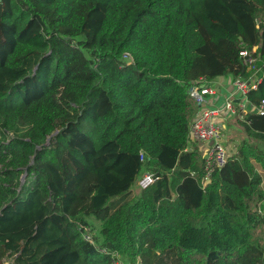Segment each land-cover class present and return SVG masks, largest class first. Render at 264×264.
<instances>
[{"label": "trees", "instance_id": "1", "mask_svg": "<svg viewBox=\"0 0 264 264\" xmlns=\"http://www.w3.org/2000/svg\"><path fill=\"white\" fill-rule=\"evenodd\" d=\"M253 46L264 0H0V264H264V67L205 185L189 137Z\"/></svg>", "mask_w": 264, "mask_h": 264}, {"label": "built area", "instance_id": "2", "mask_svg": "<svg viewBox=\"0 0 264 264\" xmlns=\"http://www.w3.org/2000/svg\"><path fill=\"white\" fill-rule=\"evenodd\" d=\"M257 48V46H253L251 50L241 48L238 51L241 63L247 68L253 70V76L251 75L252 78L250 80L245 78H237L233 80V84L239 94V99L244 98L246 100L250 89H256L257 82L260 80V78L256 80L254 75L264 67V49L260 52ZM259 61L261 62V65H257V62ZM214 93V89L209 85L201 86L200 84H196L189 89V95L199 106L206 105V96ZM237 104L238 110L245 111L246 108L244 103L239 102ZM224 109L229 110L232 114L236 112L234 103L231 100L226 101ZM221 110L222 108L218 106L204 107L199 111L196 117L192 119L189 126L190 140L207 144V148L203 155V178L201 180L203 185L210 180V176L215 170L222 168L226 164L229 156L223 142L224 135L222 133V128L214 121V117L218 116ZM255 112L259 115H264V98L255 105ZM190 175L194 176L195 172L192 171ZM157 178L158 176L153 173H143L138 178L137 185L140 189L147 188L153 184ZM90 237V232H86L85 238L89 240ZM4 264L11 263L5 262Z\"/></svg>", "mask_w": 264, "mask_h": 264}, {"label": "crops", "instance_id": "3", "mask_svg": "<svg viewBox=\"0 0 264 264\" xmlns=\"http://www.w3.org/2000/svg\"><path fill=\"white\" fill-rule=\"evenodd\" d=\"M206 85L211 86L214 89L215 93L206 96L207 104L199 106L196 115L199 113L201 109H203L204 107L206 108L207 106H218L222 108L220 114L214 117V121L222 128V133H223L226 124L229 121H231L233 115L236 114V112L232 114L229 110L224 109V104L226 103L227 100H231L234 104H236L237 106L235 105L234 106L235 108L238 107L237 103L239 102L244 103L246 108L245 111H248L252 105L250 104L248 98L246 99L247 101L244 98L239 99V94L236 91V88L233 84V80L229 76L217 77ZM196 115L194 116V118L196 117ZM192 142L195 143L199 154L203 158V155L207 148L206 147L207 144L203 142H195V141Z\"/></svg>", "mask_w": 264, "mask_h": 264}, {"label": "rangeland", "instance_id": "4", "mask_svg": "<svg viewBox=\"0 0 264 264\" xmlns=\"http://www.w3.org/2000/svg\"><path fill=\"white\" fill-rule=\"evenodd\" d=\"M223 134H224L223 142H224V145L226 147L228 155L232 154L235 147L238 146V144H240L243 139H247L243 126L234 119L229 121L226 124ZM256 144L259 145V147L261 149H264V145H262L261 141H256ZM256 169H257L258 173L263 176V183H264V171H263V169L258 165H256ZM139 189L140 188L136 182V184L134 185V191L136 193H138L140 191ZM90 234L91 235L97 234V229H94L93 231H91ZM8 263H10V262H8Z\"/></svg>", "mask_w": 264, "mask_h": 264}, {"label": "water", "instance_id": "5", "mask_svg": "<svg viewBox=\"0 0 264 264\" xmlns=\"http://www.w3.org/2000/svg\"><path fill=\"white\" fill-rule=\"evenodd\" d=\"M23 180H24V175L21 176V181H23Z\"/></svg>", "mask_w": 264, "mask_h": 264}]
</instances>
